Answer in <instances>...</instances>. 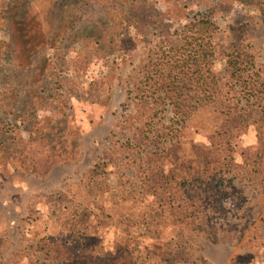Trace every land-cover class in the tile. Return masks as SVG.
<instances>
[{"label":"rangeland","instance_id":"1","mask_svg":"<svg viewBox=\"0 0 264 264\" xmlns=\"http://www.w3.org/2000/svg\"><path fill=\"white\" fill-rule=\"evenodd\" d=\"M198 1L206 7L218 0H194L192 9L198 8ZM181 3L158 0L170 19V30L153 25L146 37H137L135 50L117 61L119 78L106 74L107 86L98 92L85 93L87 84L96 80L98 62L93 60L96 70L91 77L81 55L61 61L55 71L61 83L36 84H48L45 88L50 93L57 90L60 98L44 100L46 106L29 117L34 135L47 132L49 140L30 143L23 134L28 141L26 156L36 154L40 159L58 150L61 162L43 171L25 156L9 160V154L0 153V264H60L45 246L68 239L83 243V252L91 256L104 255L115 243L127 242L132 257H139L136 264H264V153L258 144L259 131L264 137V127L260 128L263 121L253 123L246 134L233 141L234 155L244 171L228 176L224 204L216 210L204 205L203 212L197 213L199 220L189 224L173 220L172 199L183 192L174 182H162L149 191L140 179L146 177V168L151 165L146 153L176 144L194 165L198 149L209 148L210 138L220 131L223 116L219 110L210 104L199 107L183 125L174 123L173 113L167 110L161 143L156 140L155 144L134 146L131 152L124 147L139 132L127 125L138 111L135 101L128 98L130 75L149 63L161 37H180L172 34L186 25L188 10ZM223 5L229 8L215 12L214 18L218 49L244 46L264 83V4L223 0ZM106 7L88 0L54 1L57 21L75 18L79 30L89 17L107 21L123 16L122 11ZM1 11L0 122L11 117L4 113L10 110L7 103L12 97L26 102L25 95L39 77L36 67L41 61L34 56V64L25 67L14 54L9 18L26 16L27 1L0 0ZM125 29L134 31L132 27ZM214 69L222 83L228 81L224 56H217ZM78 96L84 102L98 103V108H89L82 115L86 109L74 103ZM32 101L40 105L35 96ZM73 103L79 108L80 122L92 121L89 131L76 122L70 123L73 127L65 125L70 120L65 113H72ZM71 121H76V115Z\"/></svg>","mask_w":264,"mask_h":264},{"label":"trees","instance_id":"2","mask_svg":"<svg viewBox=\"0 0 264 264\" xmlns=\"http://www.w3.org/2000/svg\"><path fill=\"white\" fill-rule=\"evenodd\" d=\"M25 1L27 15L9 18L14 54L25 67L34 64V56L40 59V64L36 67L39 68V77L32 84L29 94L25 95L28 98L26 102H22L19 97H12L8 101L10 110L4 114L11 117H3L0 122V153L9 154V160L25 156L35 166L47 171L61 162L59 151L52 150L40 159H37L36 154L32 157L26 156L29 153L28 141L23 134L28 135L30 143L48 142L47 132L34 135L29 117L32 118L38 114L39 108L46 106L44 100L54 101L60 97L57 90L50 93L45 88L48 84H36L44 81L61 83V78H56V68L68 57L81 55L84 62L86 60L84 69L91 77H94L96 70L93 60L98 62L96 80L87 84L85 93L90 95V90L98 92L107 86L103 79L106 74L109 73L113 79L119 78L117 61L135 50L134 42L137 37H146L153 25L170 30V19L158 6V0H88L89 3H101L107 6L106 9L118 13L122 11L123 16L118 15L107 21L89 17L88 23L79 30V20L75 18L70 21L63 17L57 21L55 0ZM175 1L182 2L181 6L188 10L186 25L180 32L175 30L172 34V37L176 34L180 36L177 40L169 35L161 37L149 63L141 65L135 69V74L130 75L128 98L135 101L138 111L136 115L130 116L127 125L139 132L132 135L124 147L131 152L134 146L140 147L151 142L155 144L156 140L161 143L162 127L167 128L163 121L167 110L173 113V121L179 125H183L199 107L210 104L219 110L223 116L220 131L210 138L209 148L198 149L194 165L183 148L176 144L169 149L163 148L160 152L146 153L151 165L146 168V177L140 179L145 180L149 191L159 188L162 182H174L183 192L176 199H172L173 220L177 223L178 218L179 223L189 224L199 220L197 213L203 212L204 205H207L206 209L212 207L213 210L217 206L221 207L224 204L223 196L228 194V176L244 171V166L238 163L234 155L233 141L246 134L253 123L263 121L264 125V83L253 57L244 46L236 44L223 51L218 49L214 41L215 12L229 8L223 5V0L206 7L205 3L198 1L197 9H192L194 0ZM239 1L246 4H264V0ZM0 16H3L2 11ZM126 27H132L134 31L131 32ZM91 42L93 45H90ZM218 55L224 56V66L228 74V81L225 83L220 81L214 69ZM59 87L62 88V85ZM33 96L40 100V105H35ZM71 96L73 98L75 95ZM77 98L79 99L74 103L86 109L82 115L88 113L89 108H98V103L90 100L84 102L79 96ZM74 103L72 113H65L70 119L65 125L76 122L77 126L87 132L91 129L92 121L86 119L80 122L79 108ZM258 113H261L260 116ZM75 115L76 121H71ZM258 144L262 146L263 154L264 137L261 131L258 134ZM188 212L190 214L182 218ZM45 247L48 254L54 255L60 264H136L139 260V257L133 258L129 253L127 242L115 243L104 255L97 256L85 254L84 244L74 239L62 243H46Z\"/></svg>","mask_w":264,"mask_h":264}]
</instances>
